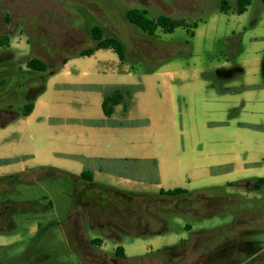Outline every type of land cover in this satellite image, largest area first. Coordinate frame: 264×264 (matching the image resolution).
Here are the masks:
<instances>
[{
    "label": "rangeland",
    "instance_id": "374dc122",
    "mask_svg": "<svg viewBox=\"0 0 264 264\" xmlns=\"http://www.w3.org/2000/svg\"><path fill=\"white\" fill-rule=\"evenodd\" d=\"M222 1L0 0V41L5 42L0 44V161L13 159L0 162V176L24 173V182L31 183L14 187L0 183V202L16 193L12 201L17 207L9 211L14 228L0 233V264H84L63 227L73 185L65 179L39 181L38 167L76 174L90 168L64 155L71 149L59 138L62 131L55 119L103 115V94L92 86L140 87L126 101L129 118L151 119L152 126L119 132L117 137L135 157L160 161L164 189L205 191L213 202L207 209L199 207L196 217L164 216L153 210L156 219L167 222V232L136 236L132 231L120 240L105 239L90 227L86 214H74L86 240L82 254L86 264H142L132 259L182 241L187 243L175 255L145 264H203L204 257L230 239H251L264 247V189L252 191L242 182L264 177V0H253L243 15L234 12L236 0H226L233 9L222 13ZM131 8L146 9L151 19L167 15L190 26L198 23L191 53L159 64L167 58L161 43L171 48L184 44L187 30L158 31L156 38H148L127 22L125 13ZM95 26L103 28L104 36L124 42L125 64L112 50L74 57L67 68L81 73L50 74L38 116L30 123L16 118L43 83V74L28 70L26 63L39 58L58 72L64 59L95 45L91 34ZM22 84L27 87L23 94ZM117 111L115 118L125 120L123 107ZM111 168L141 182L106 174H98L96 181L123 190L158 191L153 184L158 174L149 162H122ZM187 224L191 231L185 229ZM159 229L152 223L147 230ZM96 238L104 239L102 247L89 243ZM119 246L129 260L114 256Z\"/></svg>",
    "mask_w": 264,
    "mask_h": 264
},
{
    "label": "trees",
    "instance_id": "16d2710c",
    "mask_svg": "<svg viewBox=\"0 0 264 264\" xmlns=\"http://www.w3.org/2000/svg\"><path fill=\"white\" fill-rule=\"evenodd\" d=\"M252 2L253 0H236L234 12L238 15L244 14L252 5ZM232 9L226 0L222 1L220 8L222 13H229ZM125 18L130 25L135 26L142 34L152 39L157 37L158 31L164 34H173L178 28L187 30L188 39L184 44L172 45L173 47L171 48L168 44L161 43V48L164 49L167 58L160 61L159 64L168 62L177 56L191 53V40L195 37V30L199 27L198 23L195 22L193 26H190L184 19H175L167 15H160L156 19H151L148 16V11L142 8L128 9L125 13ZM91 34L95 45L80 51L77 56L64 59L63 65L70 58L91 57L99 50H112L118 56L120 62L125 63L127 61V47L120 38L117 36H104V30L101 26L93 27ZM4 43L3 40L0 41V44ZM157 66L151 67L149 69L150 72H153ZM26 67L30 71L43 74V83L31 99L27 98L28 100L25 102L23 112L17 114L16 118L27 117L33 112L37 97L45 91L47 79L51 76L50 74L56 73L45 61L39 58H32L26 63ZM26 88L25 84L19 85V90L22 94L26 91ZM92 88L103 94L102 109L104 115L108 118L107 122L95 121L92 124L95 126L105 124L119 127L127 126V122H113L110 119L115 113L116 107L123 106V109L126 111L128 108L126 104L127 99L131 98L134 93L141 91V88L136 86H92ZM8 123H2V125L4 126ZM258 128L261 129L263 127ZM11 161L1 160L0 162L3 164ZM38 169L40 170V173H38L39 181L65 179L73 185L72 193L70 194L72 206L67 220L63 223V227L72 250L79 255L84 264L86 262L83 260L82 254L86 240L82 236L80 225L74 214H86L90 227L100 231L105 239L120 240L122 234H129L132 231L136 236H145L147 234L158 235L167 232L169 230L167 222L160 217L156 219L153 210H157V214L159 213L164 216L178 215L183 217H196L198 216L197 209L199 207L207 209L210 203L213 202V199L207 196L205 191H189L183 188L171 190L161 189L157 193L128 191L96 182L91 170H85L80 175H76L53 167H39ZM23 176L24 173H18L0 177V183L9 184L13 187L17 184L31 185V183L24 182ZM242 182H245L243 185L244 188H250L252 191L259 192L264 189V177ZM242 182L236 185H240ZM14 196H16V193H13L10 197H5L0 202V233L14 228V222L11 218L12 215L9 213V211H16L17 208L15 206L16 203L12 201ZM44 199L48 200L47 197H44ZM166 200H172L175 203L165 206L163 202ZM48 205L52 207V201L49 200ZM38 206L40 205L37 204ZM43 209L40 208L38 211H42ZM152 223H158L160 229L157 231H148L147 229L152 226ZM185 229L191 231L192 227L190 224H187ZM239 237L242 238L243 236L240 235ZM89 243L94 247H102L104 239L96 238ZM186 243V241H182L178 246L165 247L132 260L145 264L158 256L175 255L177 248L185 246ZM263 253L264 247L261 242L252 241L251 239L245 241L242 239H230L221 247L213 250L207 257H204L203 264H224L229 256L230 261H227L229 264H243L247 261L254 262L258 258H264L261 257ZM114 256L117 259L129 260L126 257L124 248L121 246L115 250Z\"/></svg>",
    "mask_w": 264,
    "mask_h": 264
},
{
    "label": "crops",
    "instance_id": "0c3cea01",
    "mask_svg": "<svg viewBox=\"0 0 264 264\" xmlns=\"http://www.w3.org/2000/svg\"><path fill=\"white\" fill-rule=\"evenodd\" d=\"M195 36H196V32H195ZM100 51L102 50L95 52L93 56H96ZM73 58H70L68 62L65 65H63L62 68L53 75L61 73V74H64L66 77H71L75 74L81 73L80 72L81 70H74V71L68 70L67 67L72 63ZM120 63L122 65L125 64L122 62ZM82 73L83 75L87 74V72H83V71ZM67 86L70 88L75 87V85L73 84H67ZM121 86H126V85H121ZM46 89L47 87L45 88V91ZM45 91L37 97L35 104H34L33 112L27 117H19V118H25V120L28 121V123H30L34 117L38 116V114L41 112V111H38V108L43 106V103L41 102V96L45 93ZM102 103H103V98L101 102V109H102ZM119 107H123V106L116 107L115 113L113 114L110 120H112L113 122H127L128 123L127 126L119 127V126H112L110 124H105L102 126H95L94 124H92L95 121H98V122L108 121V118H106V116L104 115L103 109H102L103 115L99 113V115L88 114V115L76 117V118L60 117L58 119H55L60 123V125L57 127L59 128V130L62 131L59 138L66 143L67 145L66 147H69L71 149L69 150V153H65L64 155L66 157L73 158L76 160H81V161L88 163L90 165V168L84 169L83 171L91 170L94 174L95 181H96L98 174H106L109 176L120 177L129 183L130 182L132 183L141 182V180L134 179V178L127 177V176H122L120 173L113 171L111 168V165L119 164L122 162L123 163H134V162H142V161L149 162L153 164L156 168L158 175L154 179L153 184H155L158 190L157 192H159L161 189H164V187L162 186V178L160 175V161L157 158H151V157H145V158L135 157L134 154H131V152H129L130 150L128 149V145L123 144L124 142L121 141L117 137L119 132H125L126 134H128L129 130L134 129V128L136 129V127L139 129L143 127H145L146 129H150V127L152 126V120L146 119L144 121L137 122V120L135 119H132V118L130 119L129 118V114H130L129 108H127L126 111L123 109L125 120L117 119L115 118V115L118 113L117 108ZM47 119L51 120L50 117H47ZM126 139H127V136H126ZM1 160H13V159H1ZM229 166H232L233 168L234 165L230 164ZM39 167H52V166L40 165ZM53 168H56V167H53ZM81 173L79 174L73 173V174L80 175ZM258 178H261V177H258ZM128 191H131V190H128Z\"/></svg>",
    "mask_w": 264,
    "mask_h": 264
},
{
    "label": "flooded vegetation",
    "instance_id": "af4514ba",
    "mask_svg": "<svg viewBox=\"0 0 264 264\" xmlns=\"http://www.w3.org/2000/svg\"><path fill=\"white\" fill-rule=\"evenodd\" d=\"M36 85V84H35ZM32 88H34V86L32 87ZM30 90H27V94H30ZM226 262L224 263V264H229V262H227V261H230V256L225 260ZM243 264H264V258H258L256 261H254V262H251V261H247V262H245V263H243Z\"/></svg>",
    "mask_w": 264,
    "mask_h": 264
}]
</instances>
